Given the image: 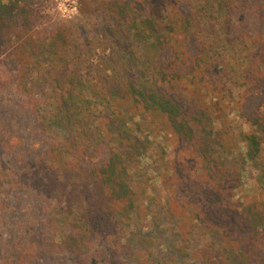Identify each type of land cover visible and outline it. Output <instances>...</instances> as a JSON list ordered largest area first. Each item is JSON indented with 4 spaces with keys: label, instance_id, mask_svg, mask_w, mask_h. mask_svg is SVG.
Listing matches in <instances>:
<instances>
[{
    "label": "trees",
    "instance_id": "trees-1",
    "mask_svg": "<svg viewBox=\"0 0 264 264\" xmlns=\"http://www.w3.org/2000/svg\"><path fill=\"white\" fill-rule=\"evenodd\" d=\"M90 5L83 0V19L46 38L40 83L31 85L39 92L40 127L50 133L31 182L54 196L62 218L52 222L71 218L75 234L63 245L79 253L83 240L115 235L103 264H264V200L234 199L246 162L264 193V116L251 131L235 133L215 100L230 98L227 83L264 88V57L250 54L255 42L230 34L237 0L119 1L87 30ZM239 42L237 56L247 65L237 72L236 55L226 53ZM157 137L151 170L165 195L155 206L157 189L147 184L139 158ZM103 149L107 163L96 181L83 163L98 161ZM143 217L151 230L142 231Z\"/></svg>",
    "mask_w": 264,
    "mask_h": 264
},
{
    "label": "rangeland",
    "instance_id": "rangeland-1",
    "mask_svg": "<svg viewBox=\"0 0 264 264\" xmlns=\"http://www.w3.org/2000/svg\"><path fill=\"white\" fill-rule=\"evenodd\" d=\"M58 1L0 0V184L3 185L0 191V264H103L116 237L83 240L79 253H70L63 241L75 234L71 218L66 216L63 224L52 222L53 217L55 220L58 216L62 218L55 210L54 196L41 194L31 182L33 162L50 144V133L43 132L39 124L42 115L38 106L39 92L31 88L33 83H40V53L47 37L62 30L69 31L68 27L84 17L83 0L75 1V10L71 15L58 9ZM119 1L127 0H92L95 6L90 5L92 12L86 18L85 29L92 28L102 9L108 8L107 4L113 9L116 8L113 4ZM140 12L144 10L141 8ZM107 13L104 10V15ZM229 28L232 36H246L255 42L250 52L252 59L257 61L264 57V0H237ZM73 43L82 44L77 37ZM240 45L239 42L226 53L228 57L236 55L237 72L247 65L245 57L237 56ZM191 46L189 52L196 48L193 44ZM226 87L231 92L230 98L219 95L215 100L232 130L245 134L253 129L252 121L264 116V88L254 86L243 91V87L230 83ZM152 141L154 144L139 158V163L147 184L157 189L153 194L157 206L158 203L162 205L165 191L160 178L151 170V153L161 138H153ZM170 150L168 140L163 147L164 157L168 160L172 156ZM237 152L244 153L241 142L237 144ZM107 157L103 149L98 154V161L83 163L93 178H97L96 181L97 171L107 163ZM256 175L250 163L246 162L240 172L241 188L235 191V200L243 204L257 198L264 200V193L254 181ZM147 191L148 195H152L151 191ZM140 225L142 231L151 230L149 218H141ZM165 225L160 224L157 232L159 237L154 250L159 255L165 253ZM215 240L220 244L218 238ZM192 245L199 246V243L192 240Z\"/></svg>",
    "mask_w": 264,
    "mask_h": 264
},
{
    "label": "built area",
    "instance_id": "built-area-1",
    "mask_svg": "<svg viewBox=\"0 0 264 264\" xmlns=\"http://www.w3.org/2000/svg\"><path fill=\"white\" fill-rule=\"evenodd\" d=\"M76 0H59L58 9L67 12L69 15L75 10Z\"/></svg>",
    "mask_w": 264,
    "mask_h": 264
}]
</instances>
